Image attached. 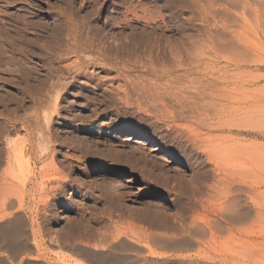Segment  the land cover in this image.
<instances>
[{"label": "bare ground", "instance_id": "1", "mask_svg": "<svg viewBox=\"0 0 264 264\" xmlns=\"http://www.w3.org/2000/svg\"><path fill=\"white\" fill-rule=\"evenodd\" d=\"M31 28L38 32L32 34L34 38L29 37ZM95 29L73 18L47 23L11 15L7 26L0 28V73L5 76L0 81L18 89L23 102L53 104L51 117L58 101L82 78L103 97L111 93L141 109L146 100V112L181 135L176 139L179 145L184 141L181 147L191 174L166 176L161 171V177L149 171L154 182L163 180L157 189L176 203L171 211H135L111 199L98 221L91 218L90 223L80 224V231L69 232L68 238L49 234L46 240L39 229L34 230L38 211L28 206V190L40 158L32 157L35 145L28 129L26 137L9 139L21 129L18 121L9 119L0 133V146L6 145L0 148V264H264V101L250 98V86L238 85L235 71L196 66L195 78L189 80L182 47L169 51L158 47V51V42L150 41L142 55L134 56L140 49L131 47L137 46L131 40L99 38L95 43L91 39ZM34 57L43 65L32 64ZM165 61L169 65L160 63ZM174 85L176 93L170 91ZM258 88L254 90L262 93L263 88ZM195 98L200 103L192 107L189 100L194 104ZM168 100L179 109L168 111ZM189 119L195 129L184 124ZM21 125L26 127L25 122ZM117 132L128 136V141L141 139V145L155 144L154 151H165L138 132ZM167 156L174 158L170 151ZM109 174L122 172L116 169ZM101 180L113 186L112 181ZM68 183L46 177L44 197L49 199L51 190ZM48 206L44 200L37 209ZM98 226L104 231L97 232ZM47 244L57 252L52 253Z\"/></svg>", "mask_w": 264, "mask_h": 264}, {"label": "rangeland", "instance_id": "2", "mask_svg": "<svg viewBox=\"0 0 264 264\" xmlns=\"http://www.w3.org/2000/svg\"><path fill=\"white\" fill-rule=\"evenodd\" d=\"M262 5L264 0H0V28L7 26L11 15H26L36 22L47 23L73 18L96 28L91 36L95 43L99 38L131 40L137 46H130L140 49L134 56L142 55L143 49L152 42H158V51V47L163 51L182 47L185 69L190 71L189 80L195 78L196 66L205 70L235 71L238 85L247 82L250 86V98L264 101ZM257 10L259 14L255 13ZM29 33V37L34 38L32 34L38 32L31 28ZM141 40L146 42L140 43ZM30 61L43 65L35 57ZM160 63L169 65L167 61ZM138 75L142 77L141 73ZM4 77L0 73V78ZM147 81L154 82L150 78ZM176 87L174 85L170 91L176 93ZM258 87L263 88L262 93L254 90ZM188 89L193 93V88ZM20 98L18 89L9 88L0 81V133L9 119L18 121L20 131L11 134L9 139L26 137L28 129L35 145L32 157L40 158L28 190V206L38 211V225L33 228L39 229L46 240L49 234L53 238H68L69 232L80 231V224L90 223L91 218L98 221V216L110 207L111 199L120 200L135 211H171L176 205L165 192L157 189L163 180L154 182L149 171L162 177L161 171L166 176L190 175L192 168L185 148L181 147L184 141L179 145L176 139L180 134L168 131L165 124L146 112L149 109L146 100L141 109L136 103L120 101L111 93L103 97V92L95 90L85 78L58 101L52 117L54 105L50 102L38 105ZM189 102L192 107L200 103L196 98L194 104L192 99ZM166 105L171 112L179 109L177 103L169 100ZM190 121L184 124L195 129L196 125ZM22 122L26 127H22ZM117 130L138 132L160 144L165 151H154L155 144L141 145V139L128 141V136ZM186 136L184 132L182 137ZM5 147V143L0 146L1 149ZM167 151L172 152L174 158L170 159ZM53 153L56 155L52 162ZM116 169L122 174H109ZM1 172L2 169L0 175ZM46 177L53 181L66 179L69 183L58 190L55 187L47 199L42 185ZM102 178L112 181L113 186L104 184ZM44 200L48 208L38 210ZM30 217L32 222L34 215ZM28 229L33 232L31 223ZM96 229L104 231L103 226ZM46 247L52 253L57 252L51 245Z\"/></svg>", "mask_w": 264, "mask_h": 264}]
</instances>
